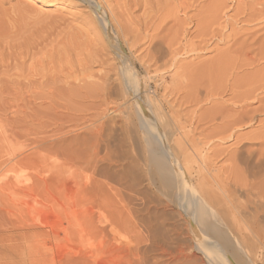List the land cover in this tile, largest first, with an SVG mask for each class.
<instances>
[{"label":"rangeland","instance_id":"rangeland-1","mask_svg":"<svg viewBox=\"0 0 264 264\" xmlns=\"http://www.w3.org/2000/svg\"><path fill=\"white\" fill-rule=\"evenodd\" d=\"M263 136L264 0H0V168L24 158L5 173L14 180L5 196L15 192L14 216L37 243L46 230L71 228L75 193L113 191L115 264H211L193 237L202 228L233 264H264ZM166 149L226 200L206 195L209 213L216 206L204 214L226 221L217 229L206 215L209 223L190 226L176 188L155 170ZM7 215L0 207V264H31L24 230Z\"/></svg>","mask_w":264,"mask_h":264},{"label":"bare ground","instance_id":"bare-ground-1","mask_svg":"<svg viewBox=\"0 0 264 264\" xmlns=\"http://www.w3.org/2000/svg\"><path fill=\"white\" fill-rule=\"evenodd\" d=\"M86 1L90 2V0H86ZM111 13H112V11H111ZM99 16H100V18L105 19V13H102L101 10L99 12ZM104 30H105V34L107 35L109 42L111 43V45L113 46V49L115 50L116 54L120 58L119 62H120L121 68L124 70V72H127V74L129 76H130V74L133 75L134 74V67L132 65V62L127 57V55L124 53V50L121 48V43H119V40L115 34L116 30L114 29L115 30V32H114V30L110 26L109 20H107V19L105 20ZM252 63H254V62H251V64ZM132 75L130 76L131 78L134 77ZM131 78L128 77V79H131ZM136 78L137 77H134L133 80L135 81ZM132 82L130 80L129 84L132 85V87H133L132 89L134 90L135 85L133 86V83H135V82H133V83ZM132 89H131V92H132ZM136 89H138L137 86H136ZM141 96L142 97H140L139 93H138V97L143 98V95H141ZM144 96H146V95H144ZM144 101L146 102V100H144ZM141 103H143V102H140L138 104L139 106H137L139 109L138 110L139 115H140L142 121L148 126L149 124H151V118L149 117L150 115L147 112V110L145 111L146 108L143 107L144 103H143V105ZM152 121H153V119H152ZM263 143H264V141H263ZM164 149H165V147H164ZM167 153L169 154V155H167V156H169V158H166V156H164L163 158H165V159L162 158L163 160H161V158L160 159L156 158V160H155V165L157 168L155 170H157L161 174L164 185L168 186V187L173 186L174 188H176V190H175L172 187V189H174L175 192L177 191L176 193H178V198H177L178 200L177 201H179L180 204L185 203V205H186L185 210L187 211L186 215H187V219H188L190 226L193 225V226L197 227L198 225H205L204 224L205 221L207 223H209L208 220H206L207 218L203 219L206 216L209 217L207 215L209 213V211L205 207L206 206L205 204L207 202L206 201V199H207L206 195L209 194L208 197H212L211 200L213 199L214 201H216L215 199L218 196L216 197V195H215V199H214L213 198L214 195L213 196L211 195L213 192L211 193L210 190H208L206 188L210 183L209 179L207 178L208 176L203 175V176H200L199 178H197V180L193 181L191 179V177L189 176V168H190V167H188L189 164L180 163L171 154V152L166 149V154ZM23 159H24L23 156H18V157L16 156L15 161L9 160L7 163L4 164V166L2 168H0V170H1L0 171V207H2V209H4V211H6L11 216L10 217L11 219H10L7 215V219L9 218L11 221L10 222L11 227H12V224H14L15 225V226L13 225L14 228L24 230V232L22 233V238L25 241V246L22 247V251L23 252L26 251L28 253V255L31 257V264H115V192L110 191V192L103 193V192H100L99 190H97V191L93 190L92 193H88V192H85V190H81L78 193H75L73 195V197L70 198L71 202L68 205L69 209L68 208L65 209V213H66L68 220H70L73 223V224H71L72 225L71 228L68 229L66 227L65 228L59 227L58 230H56V231L46 230V231H44V233H45L46 237H48V239L44 243L39 244L35 241L38 233L37 232H28L27 229L30 227L29 223H26V220L20 218V216L18 218L17 217L18 215L16 217L14 216L15 209L18 208V206L20 205L19 201L14 197L15 192L13 191V193H12L10 191L12 193V196H10V197L5 196V194L10 189H12L11 184L14 182V180L10 177H7L5 173L14 172L16 167L18 166V164H20ZM248 159L249 158L240 157V161H242L245 164L249 162ZM256 163H257V166L259 165V167H261V166L264 167V153H263V159L260 162L257 161ZM256 163H255V166H256ZM61 169L62 168H60L59 170H61ZM248 169H249V167H248ZM200 170H197V174H198V172H200ZM159 173H158V176H159ZM239 173L240 172H238V174ZM234 176H236V175L234 174ZM234 176H233V178H234ZM54 178H55V176H54ZM209 178H210V175H209ZM255 178H256V176H255ZM238 180L240 181V179H238ZM242 180H243V178H242ZM89 181H91L92 183H95L96 185H100L101 183L104 182L103 180H100L97 178L90 179ZM248 181H249V179H248ZM253 181H254V179H253ZM242 183H245V182H242ZM250 183H249V185H250ZM212 186H214V185H212ZM233 187H234V185H233ZM248 188H249V186H248ZM250 188H252V186ZM263 188H264V186H263ZM261 189H262V187H261ZM217 191H219V190H217ZM259 192H260V190H259ZM262 192H264V191H262ZM221 193H219L220 194L219 196H222ZM232 195H234V194L232 193ZM258 195H259V193H258ZM217 199H219V200L222 199L221 201L225 200V199L219 198V197ZM215 203H216V205L218 204L220 206V204H219L220 201H218V203L216 201ZM236 203H237V201H236ZM207 204H208V202H207ZM239 204H236V205H239ZM225 205L227 206V203ZM221 206H223V205H221ZM226 206H224L226 209H227V207H230L229 204L227 207ZM240 206H241V204H240ZM245 206H247V205H245ZM245 206H241L242 209H244ZM203 207H204V209H203ZM210 208H211L210 210L213 211L212 210L213 208L212 207H210ZM225 208L221 207V209H223V211L225 210ZM94 209L108 213V215L111 218L109 220V222L108 223L102 222L99 216L97 217V215L92 214V211ZM202 209L204 210V212ZM229 209L231 210V208H229ZM205 211H207V214H204ZM211 211L209 214H212ZM216 211H218V209ZM214 213H215V215H212L213 216L212 220L210 219L211 215L209 217V220L214 221V223H213L214 226H213V224H211V227H213V228H215L217 226L218 222L224 221L223 218H220L219 216H217L216 212H214ZM227 213H231V212H227ZM203 214H204V216H203ZM218 214L221 215L219 212H218ZM221 217H223V216H221ZM231 217H233V216L231 215ZM200 219H201V222H200ZM216 219H217V221H216ZM239 220H240V218H239ZM225 222L226 221H224V223ZM2 223H4V222H2ZM15 223H17V227H16ZM215 223H217V224H215ZM221 223H220V225H221ZM8 224H9V221H8ZM209 226L206 228H211ZM226 226H228V225H226ZM237 226H239V225H237ZM1 227H3V225ZM199 227H198V229H200ZM204 229L203 228L200 229L201 233H199V232L196 234L192 233V235L194 234V236H193L194 239L199 243L198 247H199V245H203L205 247L203 249L204 253L209 258L211 264H233L232 262H230L227 259V257L225 256V254L223 253L221 248L218 246V244L215 241H213V239H211V236L213 234L210 235L209 232L207 233L206 229L205 230ZM216 229H217V227H216ZM211 230L213 233V229H211ZM211 230L209 229L208 231H211ZM215 230H214V232H215ZM219 230L220 229L216 230V232L221 233L222 230L221 231H219ZM205 232L207 234H209L210 237ZM222 233H223V231H222ZM213 236H215V235H213ZM221 238H223V237H221ZM215 239H219V238H217L215 236ZM53 240H54V242H57L55 245L53 244ZM235 240H237V239H235ZM217 242H219V241L217 240ZM220 242H222V241H220ZM221 247H223V249H224V246L221 245ZM236 248L238 249V246ZM201 249H202V247H201ZM239 251H241V250H239ZM245 251L246 250H244V252ZM225 252H227V251H225ZM175 254H176V252H175ZM250 255H251V253H250Z\"/></svg>","mask_w":264,"mask_h":264}]
</instances>
